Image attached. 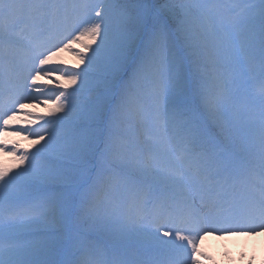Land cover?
I'll return each mask as SVG.
<instances>
[{"label": "snow or ice", "instance_id": "snow-or-ice-1", "mask_svg": "<svg viewBox=\"0 0 264 264\" xmlns=\"http://www.w3.org/2000/svg\"><path fill=\"white\" fill-rule=\"evenodd\" d=\"M0 153V264H215L264 234V0H0Z\"/></svg>", "mask_w": 264, "mask_h": 264}, {"label": "rangeland", "instance_id": "rangeland-1", "mask_svg": "<svg viewBox=\"0 0 264 264\" xmlns=\"http://www.w3.org/2000/svg\"><path fill=\"white\" fill-rule=\"evenodd\" d=\"M76 47L79 49L78 45ZM58 59L64 61L65 65L67 66H74L77 63H79L77 58L73 54L68 53V52L61 53ZM48 83L51 84V81H49ZM51 107H52L51 104H47L46 106L36 105L34 110L38 114H44ZM29 110H33L31 106H29ZM8 138L20 141L21 145L24 148H27L29 147V145L34 143V139L25 140L22 137L15 136L14 134H11V133L8 134ZM14 163H15V159L9 153H0V166L11 167L12 165H14ZM263 247H264V244H263ZM218 249L219 250L217 251H213V252L211 251L213 253L211 257H212V260L215 262V264H249L250 260H251V264H264V249L262 253L263 256H261V253H259L260 249L257 248L256 254L254 255L252 254L250 258L247 257L248 249H244L245 251H240V252H239V248H237L238 250H236L235 247L234 248L226 247L225 249L224 247H219ZM205 251H210L208 244H206L205 246ZM226 252H227V255L225 254ZM241 252L243 253V255H241ZM204 264H211V262L208 260H205Z\"/></svg>", "mask_w": 264, "mask_h": 264}, {"label": "bare ground", "instance_id": "bare-ground-1", "mask_svg": "<svg viewBox=\"0 0 264 264\" xmlns=\"http://www.w3.org/2000/svg\"><path fill=\"white\" fill-rule=\"evenodd\" d=\"M216 238H208V242L207 244L209 245V249L210 251H207L208 252V255L209 256H212L213 255V251H217L219 250L218 248L219 247H224V249L227 247V248H236V250H238L237 248H239V252L240 251H245L244 249H248V254H247V257L250 258L251 255L253 254H256V250L257 248H259L260 252L261 253V256L262 253H263V244H264V234H260V235H257L255 237H250V238H246V237H233L231 238V240L229 242H222V241H219V240H215ZM236 240H240V241H243V240H247V244H242V245H238L236 243H233V241H236ZM219 241V242H218ZM212 251V252H211ZM245 257V258H247Z\"/></svg>", "mask_w": 264, "mask_h": 264}]
</instances>
